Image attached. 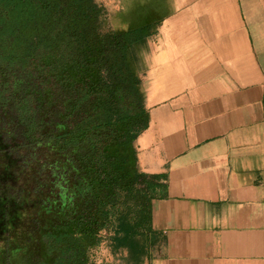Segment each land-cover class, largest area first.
<instances>
[{"label":"trees","instance_id":"trees-1","mask_svg":"<svg viewBox=\"0 0 264 264\" xmlns=\"http://www.w3.org/2000/svg\"><path fill=\"white\" fill-rule=\"evenodd\" d=\"M96 0H0V264H88L101 230L142 253L134 139L148 114L137 31L101 27Z\"/></svg>","mask_w":264,"mask_h":264},{"label":"crops","instance_id":"crops-1","mask_svg":"<svg viewBox=\"0 0 264 264\" xmlns=\"http://www.w3.org/2000/svg\"><path fill=\"white\" fill-rule=\"evenodd\" d=\"M130 47L148 122L134 139L142 253L88 264H264V0H99Z\"/></svg>","mask_w":264,"mask_h":264},{"label":"rangeland","instance_id":"rangeland-1","mask_svg":"<svg viewBox=\"0 0 264 264\" xmlns=\"http://www.w3.org/2000/svg\"><path fill=\"white\" fill-rule=\"evenodd\" d=\"M98 3L100 2L99 0H96ZM100 4V3H99ZM103 7V15L100 18V22H101V27L106 30L109 26L112 27H118L115 26V21H114V15L112 12L107 10V6H105L104 4H100ZM18 73V72H17ZM17 73L11 72L9 74H7L6 72L3 73L2 72V67L0 66V79L2 80H9L13 83V81L19 77L20 75H16ZM105 239V237L103 238V236L101 234H98L97 237V244H95L90 250H89V258H92V255L94 253V250L98 249L99 245L101 244V241Z\"/></svg>","mask_w":264,"mask_h":264}]
</instances>
